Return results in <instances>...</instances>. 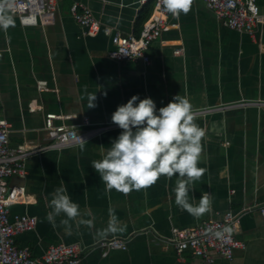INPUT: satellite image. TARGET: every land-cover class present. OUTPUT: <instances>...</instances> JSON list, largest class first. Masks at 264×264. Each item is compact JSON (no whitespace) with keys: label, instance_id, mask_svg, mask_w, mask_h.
Returning a JSON list of instances; mask_svg holds the SVG:
<instances>
[{"label":"crops","instance_id":"0c3cea01","mask_svg":"<svg viewBox=\"0 0 264 264\" xmlns=\"http://www.w3.org/2000/svg\"><path fill=\"white\" fill-rule=\"evenodd\" d=\"M257 1L264 10V0ZM74 3L91 9L100 21L97 35L73 19ZM153 10V0H59L49 24L11 14L14 25L0 29L1 110L10 123V146L49 144V113L75 115L65 121L70 125L81 124L85 116L94 123H112L118 106L136 95L153 99L157 113L177 95L186 97L193 111L264 102V25L254 37L232 30L204 0H192L187 14L171 17L170 28L147 51L149 63L110 58L112 34L138 35ZM95 95L96 107L89 108V97ZM194 117L204 131L198 167L205 172L190 197L198 202L208 192L209 212L195 219L175 204L176 176H161L139 191H106L91 161L101 159L99 147H110L120 135L116 127L79 146L36 153L26 161L23 175L9 178L11 218H37L34 230L17 234V245L41 259L51 245L79 244L90 249L83 264H203L192 251L176 254L170 243L174 229L218 220L231 211L240 213L235 236L246 248L235 250L231 261L214 254L216 264H264V105ZM62 181L81 212L67 227L61 224L63 216L56 217L55 226L46 220ZM246 207L252 210L242 211ZM112 215L120 230H109ZM113 237L125 239L127 250L103 256L93 247Z\"/></svg>","mask_w":264,"mask_h":264},{"label":"built area","instance_id":"2783aa9c","mask_svg":"<svg viewBox=\"0 0 264 264\" xmlns=\"http://www.w3.org/2000/svg\"><path fill=\"white\" fill-rule=\"evenodd\" d=\"M58 1L15 0V8L10 14L19 17L33 16L43 24H49L54 21ZM204 1L215 16L232 30L245 32L254 37L256 29L264 25V10L257 0ZM153 2L152 16L144 23L138 35H123L118 31L112 34L114 49L109 52L110 58L121 62L149 63L150 57L147 51L151 44L170 28L172 17L164 10L160 0H153ZM70 12L73 19L85 28L87 33L91 35L99 33L101 24L91 9L74 3ZM1 105L0 92V264H83V258L90 249L86 250L79 244L51 245L41 259L34 258L29 249L17 245V234L34 230L37 226V218L29 215H15L11 218V205L14 201L8 180L12 176L23 175L26 161L36 153L79 146L118 126L113 123H94L89 116L83 117L81 124L70 125L65 121L74 120L75 115L49 113L45 119V131L51 139L49 144L34 148H28L26 145L12 148L9 141L10 123L3 117ZM247 105H264V102L249 101L193 112L194 116L206 115L222 109ZM57 120L61 123L57 124ZM251 210L252 207H246L242 211ZM260 211L264 215V206L260 207ZM240 219V213L234 214L229 211L218 220H204L195 227L174 229L170 243L179 257L186 251H192L203 264H216L214 254L231 261L235 250L246 248V244L235 236ZM225 227H229L231 232L224 233L223 238L214 235ZM93 247L106 256L111 250H127L128 244L125 239L113 237L102 239Z\"/></svg>","mask_w":264,"mask_h":264},{"label":"clouds","instance_id":"9594fccd","mask_svg":"<svg viewBox=\"0 0 264 264\" xmlns=\"http://www.w3.org/2000/svg\"><path fill=\"white\" fill-rule=\"evenodd\" d=\"M160 3L173 18H179L189 12L192 0H160ZM14 8L15 0H0V29L7 31L14 25L10 14ZM96 99V95L89 97V108L96 107ZM194 119L192 105L181 95L173 97L158 113L153 99H141L138 95L118 106L111 121L122 131L110 147H99L101 159L91 161L106 191H139L154 185L161 176L168 179L176 176L175 204L195 219L209 212L211 196L208 192H204L198 202L194 196L190 197L194 184L205 172L198 167L204 131ZM61 185L52 195L46 220L55 226L56 217L63 216L61 224L67 227L81 212L67 194L63 181ZM120 227L118 219L110 216L109 230L117 231ZM230 232L231 229L225 227L214 235L223 238L224 233Z\"/></svg>","mask_w":264,"mask_h":264}]
</instances>
